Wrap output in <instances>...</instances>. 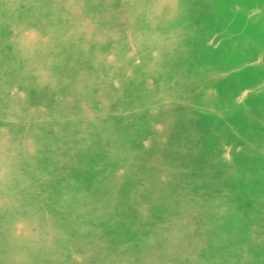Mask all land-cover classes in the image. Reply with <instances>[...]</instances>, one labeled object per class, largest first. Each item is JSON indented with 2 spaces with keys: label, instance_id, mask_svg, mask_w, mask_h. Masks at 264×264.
<instances>
[{
  "label": "rangeland",
  "instance_id": "374dc122",
  "mask_svg": "<svg viewBox=\"0 0 264 264\" xmlns=\"http://www.w3.org/2000/svg\"><path fill=\"white\" fill-rule=\"evenodd\" d=\"M122 1L130 5V10L121 5ZM199 1L105 0L103 5L102 0H55L52 2L55 10L50 16L41 17L38 13L29 19L22 8L28 0H0V264H27V261L29 264H188V261L191 264H264V232L259 230V226L264 229V186L249 188L251 185L245 184L244 189L239 188L240 195L229 200L225 193L201 195L199 189L204 188V182L191 181L193 174L187 172L192 162L184 157L190 149L187 138L182 143H170L163 134L160 136L158 122L154 120L138 124L135 130L116 124L137 117L140 106L145 115L154 111L166 113L161 126L167 130L173 126L177 131L179 126L194 128L207 119L211 125L200 135L205 151L199 158L220 154L227 164L225 169L232 166L234 171L238 166L234 160L242 163L240 167L249 166L248 171L256 169L258 161L264 160V153L260 155L258 150L244 152L254 132L258 131L257 138H264V93L260 91L264 87V73L258 86L242 89L252 101L250 110L243 102L240 107L235 96H224L213 104L185 97L197 94L207 97L221 73L226 78L241 80L242 76L229 75L230 70L226 68L230 64L217 62V57L207 60L212 67L217 63L218 73L201 79L191 74L179 94L172 92L169 74L158 72L150 64L160 53L148 41L156 31L155 25H150L152 13H160L158 23H167L164 15L171 12L169 8L180 6L178 12H171L169 16L173 20L183 16L184 22L174 27L179 32L183 25H190L191 17L184 16L186 3ZM223 1H232L230 10L244 15L238 17L237 35L244 36L249 28L257 33L258 45L264 46L261 20L264 0ZM86 3H95L98 7L86 15ZM62 10L75 13V19L71 21L70 17L63 16ZM253 11L259 13L256 19L259 27L248 19ZM60 18L66 24L61 33L73 22L81 31V38L91 42L83 55L88 56L84 67L87 76L91 70L92 77L98 80L97 89L107 85L123 93L119 105L112 111H108V105L102 106V93L93 89L94 81L88 80L84 86L69 91L53 85L54 77H49L47 68L58 58H66V47L59 49L57 37L50 42L55 51L47 52L40 59L41 49L37 42H32L31 46L39 53L30 57L31 40L23 41L27 26L35 21L45 20L44 25L59 22ZM53 42L58 45L56 49ZM118 52L125 58L111 71L109 63L119 57ZM258 61L264 65V52ZM177 62H162V65ZM193 71L189 69V73ZM147 82L149 90L143 97H137ZM152 82L159 87L158 95ZM178 111L188 112L185 118L189 123ZM225 117L228 123L236 124L229 140L217 133L222 134L219 130L222 126L217 127V121ZM100 120L103 127L93 128L94 121ZM256 137L252 136L254 140ZM170 144L178 146L172 151L165 150ZM183 157L179 165H169V176L164 175V166L156 171L148 166L151 164L148 159L173 163ZM212 169L224 174V169H218V163ZM102 170L108 171L109 181L97 178ZM166 176L176 182L185 181L184 192L171 186L157 191V183H163L158 180ZM254 176L264 182V170ZM232 187L237 193L238 188ZM92 196L95 197L89 209L71 212L72 197L81 202ZM217 201L223 203L218 218L211 214L214 209L211 206ZM237 216L242 218L241 222L233 220ZM250 219L252 223L247 222ZM3 225L11 228L9 240L5 239L8 233L1 229ZM75 227L78 236L73 231ZM247 232H251V246H246V240L238 239Z\"/></svg>",
  "mask_w": 264,
  "mask_h": 264
},
{
  "label": "bare ground",
  "instance_id": "6f19581e",
  "mask_svg": "<svg viewBox=\"0 0 264 264\" xmlns=\"http://www.w3.org/2000/svg\"><path fill=\"white\" fill-rule=\"evenodd\" d=\"M28 1L29 2L24 4L22 8L24 9L23 11H26L25 13L27 16H29V19L37 16L38 13H40L41 17L50 16L52 14V11L55 10V7L53 6V3H52L55 0H44V1L43 0H31V1L28 0ZM69 1L71 2V0ZM100 3L103 5L106 4L105 0H102V2ZM226 3L227 2L223 0H205V2L200 0L197 3L187 2L185 5L186 14L184 16L187 18L191 17L190 25H187V26L183 25V28H181L179 32H177L174 27L176 26V24L178 25L180 22H184L183 16H179V20H173V18L169 16L171 15V12H178L179 10L178 8L180 6L174 5L169 8L171 12L164 15V17L167 18L166 20H168L167 23H158L159 22L158 16L160 13L153 12L151 15L152 20H151L150 25L151 26L155 25L153 29H155L156 31L154 32L152 37L148 39V41L151 43L152 46L154 45L158 49V52L160 51V53L158 54L157 57L151 60L150 64L158 72L162 74L163 73L169 74V80L171 82L172 92H177L179 94L181 86L183 85L184 82H187L190 79L191 74L193 77L197 79H201L208 75L218 73L220 69L217 63L214 67H212L211 62L207 60L212 57H217V62H220L221 64H227V63L230 64L226 68L230 70L229 75L231 76L235 75L236 77L242 76L241 80L235 79L234 77L226 78L225 74L221 73V75L218 74V80H216L211 85V90L208 93L207 97L200 95V94L189 97L185 91H184L185 93L184 96L187 95L185 97L188 99H192L191 101L194 100V102H198V103L200 102L204 104L205 103H209V104L216 103L217 100L221 99L224 96H231V97L235 96L236 103L240 107H242V102H243L251 110L253 108L252 101L246 97L247 94H245L242 89L246 88L248 90L249 86L255 87L259 82L260 76L264 73L263 61H258V56H260V54L264 52V46L262 44L258 45L257 37L255 35L257 33L254 31H251L249 28H248V32L244 36L239 37V35H237V31H239L240 29L239 23H238V17H240L243 13L241 11L238 12V11L230 10L233 7L232 1H230L227 4ZM121 5L125 9L130 10V5L126 4L124 1L121 2ZM95 6L98 7L95 3H86V6H85V8L87 9L86 15H88V13H91L92 12L91 10H94ZM67 11H63L64 13L62 15L66 17H70V20L73 21L75 19L74 18L75 13H71L72 11L70 10H67ZM187 12L189 15H187ZM258 15H259L258 12L253 11V12H250L249 14L250 18L248 17V19H250L256 27H259V25L256 23V19ZM241 17H244V15H242ZM98 19H101V18H98ZM261 20L264 22V17ZM44 22L39 23L35 21L31 26L29 27L27 26V29L23 34L24 36L23 41L31 40L30 43H28V52L31 53L30 57L36 56L37 53H39L37 49H33V47L31 46L32 42H37L39 45L38 47L41 49V52L39 55V59H40L47 52L51 54V52L55 51L51 47L50 42L51 40L54 39V36L57 37L58 42L61 44L59 46V49H62V46L66 47V53H65L66 58H63V59L58 58L56 60V63H52L50 67L47 68V70L49 71L45 70L48 72L49 77L50 76L54 77L55 84L53 85L56 87L57 85H59L60 89L62 90L67 89V91H69L70 89H73L79 86H84L88 80L94 81L92 84V86H94L93 89L95 91L102 93V103H101L102 106L108 105L109 106L108 111H112V108L117 106V104L119 105L120 100L122 99L123 93L120 92V89H116V90L111 89V88H108L107 85H104L103 87H101V90H98L97 87L99 85L97 87L95 86V83H97L98 80L92 77L91 70H90L91 68L89 69L90 71L87 76L86 69L84 67V61L88 58V56L86 57L85 55V57H83V55H84V52L86 53V51L89 49V43H91L89 42V39L83 40L81 38L82 36L81 31L77 27H75L73 22L70 26H67L63 29V31L65 30L64 34H62L63 31L61 33V29L66 24L62 22L61 18L59 19V22H46L45 25H44ZM262 37H264V34H262ZM4 38H2L1 41H3ZM113 43L115 44V41ZM198 43H200L199 49L197 47ZM186 44L190 45L192 49L189 48ZM53 45L55 49L58 47V45L55 42H53ZM115 49H117V47ZM116 53L117 52H115V54ZM118 56L119 57L116 60L109 63L108 68L111 71H113V69L116 68L117 64L120 63L125 58L122 53H119ZM175 60H177L178 62L174 65H165V66L162 65V62L169 64V63H173ZM19 61H21V59H19ZM64 61H66V63L64 66H62V63ZM58 62L60 64L59 67L57 66ZM70 63L76 64L75 68H73L70 65ZM191 68H193L194 71L192 73H189V69ZM22 69L23 68H21V70ZM40 71H41V66H40ZM36 74H38L37 71H36ZM82 75L85 77H83ZM146 79L147 78H145L144 80ZM148 80L151 81L152 80L151 77ZM160 80L162 81L163 79H160ZM104 84H105V79H104ZM149 87H150L149 82L145 83L144 86L139 90V93L136 96L138 97L140 95L143 97L144 93H147V91L149 90ZM152 87L155 89L158 95L159 87L157 88L154 82H152ZM83 89L84 88H82L81 90ZM87 89H90V88L87 87ZM260 91L264 93V87L261 88ZM140 107L141 109L137 108V111H138L137 117L130 120L129 122H121V123L117 122L116 124H118L119 127H122V128L130 127L128 128V130H135L138 124H141L142 122L148 123L151 120H154V122L156 123L158 122L157 126H158V130H159L158 132L160 136H162L163 134L165 139L169 140L170 143L174 141L176 142L179 141L180 143H182L184 138H187L190 143V147H189L190 149L186 152L184 157H188L192 160V162L190 163L188 167L187 172H191V174H193L192 177H190L191 181L195 180V181L204 182L202 183L204 185V188L199 189L201 195H206V194L211 193V194H214L215 196H220L221 194L225 193L224 196L227 198V200H229L230 198L235 197V195H240L241 190L239 188L244 189L246 185L248 184L251 185V187L248 186L249 188H256L258 186H264V182L253 178L255 177L254 174H256V172L264 170V160H259L258 161L259 163L257 164L256 169L252 171L247 170L249 166L248 167L241 166L242 167L241 168L240 165L242 163L239 160H234V163L238 164V166L235 167L236 171H234L232 166H231V169H225L227 168V164L224 161H222L224 157H222L220 154H217V156L216 155L208 156L205 154L199 158L200 153H203L202 151H205L203 150V147H202L203 141L202 139H200V135H202V132L208 129L211 125V122L208 121L207 119H205V121H202L201 124L194 126V128H190V127L184 128L182 126H179L178 131H177V130H174L176 128L173 126L169 130H167V129H164L163 126H161V120L167 117L166 113H163L161 111H154V113L150 115H145L142 111V106ZM178 112H179V115H183V117L181 118L184 119L187 123H189L188 119L185 118L188 116V112H185V113H182L181 111H178ZM104 120H106V117L103 118V121ZM103 121L102 120L94 121L93 128H96V129L102 128ZM224 122L226 123L224 124ZM235 125L236 124L234 123H228L227 117H225L224 119L220 118L217 121V127L222 126V128H220L219 130L222 132L224 136L219 131H217V133L221 135L222 137H225L226 139L229 140L232 135ZM257 134H258V131L254 132L252 136L256 137ZM33 136L36 137L35 135H32V138ZM252 136L250 137V139H252L250 142L251 144L249 145V147H247L244 150V152L248 153L250 151L254 152V150H258L259 153L260 152L264 153V138L259 139L256 137L257 140H254ZM156 140L159 143L158 139ZM176 146H178V144H170L165 150L172 151ZM98 156H97V159H98ZM184 157L181 160L175 159L173 163H168V162L162 163V161L160 160L152 161L148 159V162L151 164L149 165L147 164V165L149 166V169L153 171H156L157 169L160 170L164 166L163 167V171H165L164 175L169 176V174H171L169 165L171 166L179 165V163L184 159ZM221 161H222V164H220ZM93 162L94 161H92V164ZM153 163H156L157 165L152 166ZM216 163H218V169H224V174L222 171H213L212 166ZM119 176H121V174H119ZM99 177H101L103 181H109L110 176H109L108 171L102 170L100 173L97 174V178ZM164 178L165 179L163 180H158L163 183H157L158 184L157 185L158 187L156 189L157 191H162L163 188H165L166 186H171L173 189H180L182 193L184 192L186 188L185 181L176 182L174 178L169 179V177L167 176ZM232 186H234L235 188H238L237 193H236V190ZM101 195L102 194H100V196ZM93 197L95 196L89 197L91 201L84 200L81 202L78 200H75V198L72 197L71 198L72 200H70L71 201L70 203L72 204L71 212L74 209H79L81 212L89 209L88 207L93 205ZM202 200L203 202H205L204 198H202ZM163 204H165V202H163ZM222 204H223L222 202L213 204L211 207H213L214 209L211 210V214H213L217 218L220 217L222 214ZM4 208L8 209L6 205H4ZM253 219H250L247 222L252 223ZM233 220L241 222L242 218L240 216H237ZM223 227L225 228V226ZM1 229L4 231V233H8V236L6 235L5 239L9 240L10 234H11V228L9 226L5 227L3 225ZM209 229H212V227ZM259 230L261 232H264V229L260 226H259ZM73 231L77 234V236L79 235L78 233L79 231L77 230V227H75ZM221 232L223 233V231ZM238 239L246 240L245 241L246 246L252 245L251 232H247L245 236L244 234L239 235ZM70 241H71L70 239H66V243H70ZM174 256L176 258V255ZM178 257H180V255ZM29 263L30 262L27 261V264ZM189 263L191 264L192 262L188 261V264ZM17 264H19V262H17ZM20 264H26V263L21 262Z\"/></svg>",
  "mask_w": 264,
  "mask_h": 264
}]
</instances>
